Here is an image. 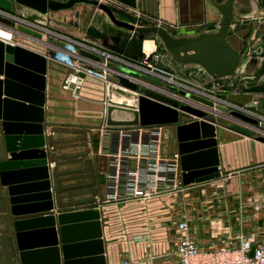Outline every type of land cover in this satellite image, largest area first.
<instances>
[{
	"label": "crops",
	"instance_id": "crops-1",
	"mask_svg": "<svg viewBox=\"0 0 264 264\" xmlns=\"http://www.w3.org/2000/svg\"><path fill=\"white\" fill-rule=\"evenodd\" d=\"M99 1L108 4L120 20L137 26H164L175 37L215 32L221 20V14L210 0ZM224 1L217 0L218 3ZM15 9L20 10L21 7L15 6ZM46 16L47 32L41 38L35 35L31 38L13 36L9 27L3 25L0 31L9 33L14 43L41 54H47L52 48L70 54L71 51L63 45L71 46L74 55L80 48L87 49L101 56V64L108 67L106 71L95 63L81 60L78 55L73 56V66L96 73L80 75L83 87L75 98L62 88L65 78L74 72L73 66L53 58L47 59L43 126L53 212L99 209L107 264H123L125 260L129 264H176L174 248L179 238L168 231V225L175 223V219L181 220L178 215L186 206L192 211L191 236L204 246L219 240L234 244L236 236L242 235L254 236L258 242H264V144L229 130L228 127L234 123L226 118L220 119L222 127L216 128L220 178L185 186L181 178L175 127L159 125L160 154L176 158L178 164L180 189L171 193L176 196L167 194L148 201H105L104 171L108 158L100 152V147L105 127V83L108 84L109 74L121 71L141 75L144 72L136 65L138 61L142 56L159 54V51V55L177 71L196 69L202 76L212 80L216 78L210 77L198 64L177 63L158 37L145 34L147 36L138 40L133 32L125 33L96 6L76 4L70 9L48 11ZM233 18L238 24L232 27V33L241 34L240 64L234 75L220 79L231 78V86L237 88L227 94L259 96L257 110L253 114L264 121V0H234ZM121 43H125L122 50ZM187 121L189 119H183V122ZM2 128L0 121V161L8 156ZM110 139L106 147L113 150L116 140ZM63 141L70 144L65 152L61 148ZM18 170L6 173L9 179L23 178L11 185L17 188L15 197L20 199L17 206L11 204L7 186L0 176V264H21L20 254L24 251L19 249L18 234H29L28 230L17 231L14 223L33 214L25 215L22 211L16 214L13 207L34 206V202L46 206L43 197L27 202L23 199L24 196L44 195L43 187L36 186L40 184L37 180L39 170ZM29 173L31 177L24 178ZM177 201L180 203L176 204ZM138 236L145 241L137 242ZM26 239L31 243L35 237L28 235ZM95 248L92 245L78 250L80 254H91Z\"/></svg>",
	"mask_w": 264,
	"mask_h": 264
},
{
	"label": "water",
	"instance_id": "water-1",
	"mask_svg": "<svg viewBox=\"0 0 264 264\" xmlns=\"http://www.w3.org/2000/svg\"><path fill=\"white\" fill-rule=\"evenodd\" d=\"M210 2L221 14L218 29L195 37H175L160 25L137 26L125 22L115 16L108 4L99 0H0V26L9 27L13 36L40 38L42 32H47L48 11L89 4L103 11L115 26L157 36L177 63L198 64L210 77L220 79L234 75L239 67L241 34L232 33V27L238 24L233 18L234 0ZM15 6L21 9L16 10ZM62 47L72 49L68 45ZM54 49L41 54L0 38V121L8 153L7 159L0 161V176L7 186L11 204L17 206L20 200L15 197L17 188L11 185L23 178L9 179L6 173H16L18 169L25 172L39 170L37 180L40 184L36 186L43 187L44 195L24 196L23 199L27 202L43 197L46 201L45 207L35 202L34 206L13 207L16 214H33L14 223L17 231L29 232L18 234L19 249L24 251L20 254L21 264H107L98 211L53 212L43 126L47 59L71 61L65 52ZM77 53H70V56L78 55L81 60L108 70L101 64V56L83 48ZM113 75L115 81H109L106 86L105 125L125 128L174 126L185 186L220 178L216 140V128L222 127L220 119L234 123L229 130L264 144V121L253 114L257 110V95L229 93L209 97L191 89H181L175 94L164 89L167 81L146 73L136 76L135 73L115 71ZM168 87L172 86L168 84ZM183 119L189 121L183 122ZM25 177L29 178L31 174ZM24 192L27 193L25 189ZM88 220L90 222H83ZM28 235L35 237L31 243L26 239ZM92 245L96 246L95 252L80 254L78 249Z\"/></svg>",
	"mask_w": 264,
	"mask_h": 264
},
{
	"label": "built area",
	"instance_id": "built-area-1",
	"mask_svg": "<svg viewBox=\"0 0 264 264\" xmlns=\"http://www.w3.org/2000/svg\"><path fill=\"white\" fill-rule=\"evenodd\" d=\"M70 51L74 53L73 48ZM67 56L71 61L65 63L73 66L72 57L70 54ZM158 58V55H146L140 63L141 70L172 83L167 73L153 63L158 62ZM73 69L74 72L63 81L62 88L77 98L82 87L80 74H94L92 70L81 66H73ZM239 110L246 111L245 108ZM103 129L100 152L108 158L104 171L106 202L112 199L147 200L179 191L178 164L176 158L160 154L158 126L115 128L105 125ZM110 138L116 140L113 150L106 147ZM177 230L182 234L174 248L176 264H264V242H258L254 236H236L234 244L219 240L204 246L190 236L185 220L178 223ZM252 247L253 254L250 256Z\"/></svg>",
	"mask_w": 264,
	"mask_h": 264
},
{
	"label": "rangeland",
	"instance_id": "rangeland-1",
	"mask_svg": "<svg viewBox=\"0 0 264 264\" xmlns=\"http://www.w3.org/2000/svg\"><path fill=\"white\" fill-rule=\"evenodd\" d=\"M46 29H47V27H46ZM124 32L125 33L129 32V34H131L132 31H128V30L124 29ZM43 34H45V32H42L41 37H42ZM133 34L138 37V40L140 38L143 39L145 36H147V35H145V36L144 35H138L139 33H134V32H133ZM152 36H155V35H152ZM155 37H157V36H155ZM124 46H125V43H121V45H120L121 50L123 49ZM158 53L161 55V53L159 51H158ZM137 54H138V52L136 53V55ZM159 54H157L155 52L153 54H148V55H151V57L153 55H158L159 56V58H158L159 61L158 62H153V63L155 64V66L163 69L167 73V76L169 78H171L172 83L165 82L164 89H166L168 91H171L172 93L176 94L177 91L181 90V89L182 90L191 89V90L202 91L205 94L212 95V96L216 97V95H218V94H227V92H230V91L234 90L233 88L235 86L234 87L231 86V81H230L231 78H229V79H215V80H212V79H209L206 76H202L200 74V72L198 70H196V69H189V70L186 69L184 71H181V70L177 71L176 67L173 68V66H171V64L167 63L165 61V58H163V56H160ZM144 57L145 56H142L140 61H138L139 63L137 62L138 64H136V65L141 67L140 63L142 62ZM167 59H169V57ZM93 74L96 75V73H94V71H93ZM109 75L110 76L108 77L109 79H108L107 83H109V81H115V76L113 74H109ZM168 84H170L172 87L169 88ZM106 85L107 84L105 83V86ZM82 87H83V84H82ZM105 100H107L106 96H105ZM105 102L107 104V101H105ZM123 128H125V127H123ZM68 140H70V139H68ZM67 143L63 141L62 144H61V148H62V150L64 152L67 151L66 150V146L70 145V144H67ZM172 196H176V195H172ZM179 198H182V195L179 196ZM186 198L187 197L184 195V200H186ZM148 200H150V199H147L146 201H148ZM178 203H180V202L177 201L176 204H178ZM87 210H95V211L99 212V221L101 223V230H102V222L100 220L101 215H100V210L99 209L87 208V209H82V210H73L72 213L81 212V211H87ZM191 213H192L191 208L186 206V209L181 211V213H179V215L177 214L178 218H181V220L177 221L175 219V223L173 222L172 224L168 225V231L173 232L175 234V238H177V237L180 238L181 237L182 233L177 230V225L182 220H185L187 222V224L189 226L190 236L192 235V233H191L192 232V229H191V221H192V219L190 218L191 217ZM83 222H90V221L88 220V221H83ZM136 241L137 242H143V241H145V239L142 236L141 237L138 236L136 238ZM175 242H177V240ZM123 264H129V261L125 260V261H123Z\"/></svg>",
	"mask_w": 264,
	"mask_h": 264
},
{
	"label": "bare ground",
	"instance_id": "bare-ground-1",
	"mask_svg": "<svg viewBox=\"0 0 264 264\" xmlns=\"http://www.w3.org/2000/svg\"><path fill=\"white\" fill-rule=\"evenodd\" d=\"M0 38L9 41V40H11L12 37L9 33L0 31Z\"/></svg>",
	"mask_w": 264,
	"mask_h": 264
},
{
	"label": "trees",
	"instance_id": "trees-1",
	"mask_svg": "<svg viewBox=\"0 0 264 264\" xmlns=\"http://www.w3.org/2000/svg\"><path fill=\"white\" fill-rule=\"evenodd\" d=\"M138 35H144L145 36V34H142V33H139ZM140 39H142V38H140Z\"/></svg>",
	"mask_w": 264,
	"mask_h": 264
}]
</instances>
